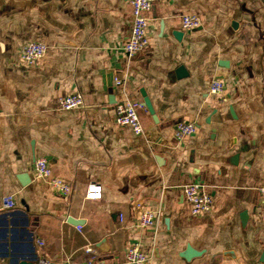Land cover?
I'll return each instance as SVG.
<instances>
[{
    "label": "crops",
    "instance_id": "crops-1",
    "mask_svg": "<svg viewBox=\"0 0 264 264\" xmlns=\"http://www.w3.org/2000/svg\"><path fill=\"white\" fill-rule=\"evenodd\" d=\"M184 15L202 25L183 30ZM149 19V46L128 58L130 0H0V264H81L87 247L128 264L133 244L150 264L264 257V0H158ZM30 42L48 47L33 66L21 58ZM214 80L223 94L210 93ZM76 92L85 107L61 110ZM143 93L155 113L140 110L137 136L116 124L115 106ZM180 122L197 132L178 142ZM39 158L70 196L36 178ZM91 183L102 200L86 198ZM192 183L214 198L210 213L192 216ZM136 203L159 214L154 227L138 225Z\"/></svg>",
    "mask_w": 264,
    "mask_h": 264
},
{
    "label": "built area",
    "instance_id": "built-area-1",
    "mask_svg": "<svg viewBox=\"0 0 264 264\" xmlns=\"http://www.w3.org/2000/svg\"><path fill=\"white\" fill-rule=\"evenodd\" d=\"M158 0H130L132 7V30L124 45V53L128 58H133L150 44L149 36V14L157 4ZM202 25L201 19L195 15H184L182 17V28L185 31L198 29ZM48 51V47L41 42H30L21 51L22 60L29 66L40 61ZM115 85L123 90L124 82L118 77L115 78ZM226 89L222 80H214L210 86V93L221 95ZM60 108L63 111L78 110L85 107V98L82 93L76 92L60 98ZM144 103L139 100L126 99L115 106V122L121 127H130L134 134L139 136L144 133V127L140 121L139 112L145 109ZM197 132V126L193 123L180 122L175 129V139L180 142ZM34 174L38 180L47 182L54 192L68 197L72 194V186L59 177L53 175L49 161L46 158H39L34 164ZM261 205L264 207V187L260 190ZM184 197L191 206L193 217H200L210 213L214 207V198L208 193L204 186L199 183H192L184 188ZM86 198L88 200L100 201L103 198V187L98 183H91L88 186ZM4 208L13 210L17 207L15 198L11 195L5 196ZM139 211L138 225L142 228L154 227L159 218L155 211L148 210L140 203L135 204ZM122 220V217H121ZM81 229V228H80ZM40 247L44 246L42 240H38ZM85 253L90 258L81 264H107L106 261L97 259L94 256V249L87 247ZM152 256L144 251L140 244H133L126 250V261L128 264H150ZM37 264H55L47 258L39 260Z\"/></svg>",
    "mask_w": 264,
    "mask_h": 264
},
{
    "label": "water",
    "instance_id": "water-1",
    "mask_svg": "<svg viewBox=\"0 0 264 264\" xmlns=\"http://www.w3.org/2000/svg\"><path fill=\"white\" fill-rule=\"evenodd\" d=\"M143 103H144V106L149 110V112L152 114V115H154V113H155V111H154V109H153V105H152V103H151V100L149 99V97L148 96H146V94L145 93H143ZM237 156H235V160H237ZM244 218H243V220L245 221V219H246V216H247V213H244ZM195 252H193V250L191 249V248H189L188 249V252H187V254H186V258H191V257H193V256H195ZM264 263V257H262L261 258V260H260V263L259 264H263ZM20 264H36L35 262H32V261H29V260H24V261H21L20 262Z\"/></svg>",
    "mask_w": 264,
    "mask_h": 264
}]
</instances>
